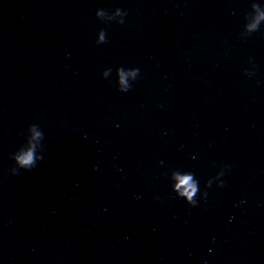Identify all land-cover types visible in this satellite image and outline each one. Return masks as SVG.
<instances>
[{"label": "water", "instance_id": "1", "mask_svg": "<svg viewBox=\"0 0 264 264\" xmlns=\"http://www.w3.org/2000/svg\"><path fill=\"white\" fill-rule=\"evenodd\" d=\"M0 264H264V0H0Z\"/></svg>", "mask_w": 264, "mask_h": 264}, {"label": "clouds", "instance_id": "2", "mask_svg": "<svg viewBox=\"0 0 264 264\" xmlns=\"http://www.w3.org/2000/svg\"><path fill=\"white\" fill-rule=\"evenodd\" d=\"M126 15L127 12L125 11L123 16L125 17ZM121 23H124V20H122ZM253 27H255V25H253ZM137 71L138 70L125 71L124 69L118 71V91L128 92L130 90L131 85L128 84L127 81L129 78H134ZM41 139L42 133L38 125H30L28 133L24 136V141L12 154V160L14 161V166L10 169L12 175H19L21 170L31 171L37 167L39 161L43 160V156L38 153ZM177 183H182L184 185L183 190L178 192V195L185 199L190 206L195 207L197 205V200L193 199V197L199 190L197 182L192 179L190 175H187L179 177ZM223 186L224 182H222L219 187ZM205 195L207 196V194Z\"/></svg>", "mask_w": 264, "mask_h": 264}]
</instances>
